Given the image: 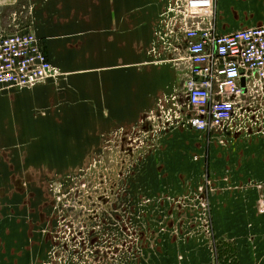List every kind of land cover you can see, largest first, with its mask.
Returning <instances> with one entry per match:
<instances>
[{
  "label": "crops",
  "instance_id": "crops-1",
  "mask_svg": "<svg viewBox=\"0 0 264 264\" xmlns=\"http://www.w3.org/2000/svg\"><path fill=\"white\" fill-rule=\"evenodd\" d=\"M175 2L0 0V35L35 32L55 69L34 87L0 90V264H78L54 241L46 191L67 163L118 146L173 162L168 178L126 201L155 212L156 245L120 264H264V102L237 130L184 124L192 67L185 36L172 33ZM215 25H264V0H216ZM109 236L99 249L121 245Z\"/></svg>",
  "mask_w": 264,
  "mask_h": 264
},
{
  "label": "built area",
  "instance_id": "built-area-1",
  "mask_svg": "<svg viewBox=\"0 0 264 264\" xmlns=\"http://www.w3.org/2000/svg\"><path fill=\"white\" fill-rule=\"evenodd\" d=\"M215 8L216 0H176L171 9L176 14L172 33L185 36L186 58L192 67L185 82L188 101L183 122L207 134L237 130L247 114L259 117V97L264 93V25L220 34L215 25ZM54 72L35 32L0 35V90L34 87ZM242 77L245 86L241 85ZM166 118L178 120L180 116L174 111L166 113ZM158 129V125L152 126L153 131ZM205 179L210 185L209 175ZM203 206L210 211L208 201H203ZM207 219L205 229L212 234V217ZM75 228L65 225L67 233H74ZM93 228L96 242L92 240V246L83 247V240L75 245L65 242L60 245L62 251L67 250L78 264H120L123 259L116 251L97 246L105 228L101 230L100 222Z\"/></svg>",
  "mask_w": 264,
  "mask_h": 264
},
{
  "label": "rangeland",
  "instance_id": "rangeland-1",
  "mask_svg": "<svg viewBox=\"0 0 264 264\" xmlns=\"http://www.w3.org/2000/svg\"><path fill=\"white\" fill-rule=\"evenodd\" d=\"M259 99L264 102V93H261ZM115 149L117 153L109 157L85 159L82 166L67 163L71 165L68 173L52 175L49 190L46 191L50 193L47 203L50 202L52 206V234L56 243L62 242L61 246L65 242L75 245L83 240V247H90L95 241L93 227L96 222H100L101 230L105 228L110 238L121 242V245L114 248L119 257L134 262L141 257L139 253L144 245H156L153 232L156 225L153 220L155 212H149L150 208L145 206L138 209L139 206L133 202L130 205L126 201L139 197L144 192L140 189L142 186L154 185L168 178L173 162L170 157L158 159L156 150L145 152L122 146ZM199 176L201 181L206 180L203 173ZM130 184L131 190L128 188ZM143 216L146 221L141 219ZM66 224L76 227L75 232L67 233ZM143 231L141 238L139 234ZM125 248L129 251L128 255L123 254Z\"/></svg>",
  "mask_w": 264,
  "mask_h": 264
},
{
  "label": "water",
  "instance_id": "water-1",
  "mask_svg": "<svg viewBox=\"0 0 264 264\" xmlns=\"http://www.w3.org/2000/svg\"><path fill=\"white\" fill-rule=\"evenodd\" d=\"M241 85L245 86V78L244 77L241 78Z\"/></svg>",
  "mask_w": 264,
  "mask_h": 264
}]
</instances>
